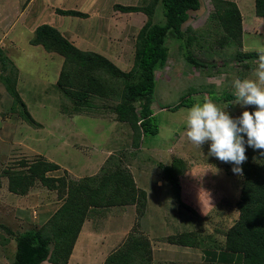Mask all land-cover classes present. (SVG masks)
<instances>
[{
	"label": "rangeland",
	"instance_id": "obj_1",
	"mask_svg": "<svg viewBox=\"0 0 264 264\" xmlns=\"http://www.w3.org/2000/svg\"><path fill=\"white\" fill-rule=\"evenodd\" d=\"M233 1L242 17L240 47L232 42L220 43V27L209 18L213 11L212 0H200L199 9L189 11L183 25V29L193 31L185 35L197 36L188 49L203 66H192L185 60L178 43L174 39L167 41L169 56L165 66L156 72L152 103L159 131L145 137L135 157H130L131 132L127 124L115 121L109 109L114 104L112 100L94 98L91 102L97 110L80 114L65 112L71 103L54 86L62 57L30 44L32 32L28 27L47 23L64 31L73 26L78 37L84 33L86 45L82 50L87 46L100 51L126 71L132 64L135 34L146 15L140 11H118L112 3L141 5L142 0H33L31 3L29 0H0V16L3 17L0 37L1 27L7 30L0 48L13 61L18 72L16 88L31 116L39 123L38 127H32L22 121L11 109V98L0 84V224L12 232L0 227V264H8L12 258V236L36 228L40 224V213L54 212L61 204L54 192L39 182L25 196L6 190L3 169H17L21 159L31 161L39 155L59 165L49 175H64L72 180L96 174L110 155H121L129 163L136 184L146 192L148 205L141 216L127 211L113 221H108L107 217L87 218L82 235L101 233L102 245L107 249L104 252L117 249L122 240L134 232L146 238L147 234L151 238L160 237L155 240L156 245L164 249L178 248L187 256L185 261L171 264H242L240 253L211 247L216 244L211 242V237L221 242L223 232L237 217L235 202L240 192V174L233 172V164H224L208 154L210 142L197 147L185 135L186 111L195 103L212 100L233 118L249 107L235 103L233 81L254 78L257 60L247 66L248 62L238 61V53L264 47V31L262 20L254 11V0ZM56 8L87 12V16L56 14ZM161 11L158 5L153 22H163ZM188 90L192 92L193 104L168 110L167 105L175 103ZM211 91L218 96L225 91L234 98L211 99L214 95ZM142 101L135 106L138 108ZM244 139L246 142V135ZM175 157L186 163V172L179 177L181 199L193 208L194 214L174 202L170 185L161 178L159 163H168ZM24 208L29 209L28 215L19 213ZM182 231L198 234L203 248L176 247L165 242V234ZM3 237L9 240L1 245ZM80 245L81 242L73 254L79 259L82 256Z\"/></svg>",
	"mask_w": 264,
	"mask_h": 264
},
{
	"label": "trees",
	"instance_id": "obj_2",
	"mask_svg": "<svg viewBox=\"0 0 264 264\" xmlns=\"http://www.w3.org/2000/svg\"><path fill=\"white\" fill-rule=\"evenodd\" d=\"M213 11L209 14L220 27V43L232 42L241 46L242 17L233 0H212ZM161 6L164 18L162 23L152 21L157 6ZM200 0H142L141 5L113 4L121 12H143L145 22L137 30L133 40L132 64L126 71L121 70L103 54L93 50H82L65 38L56 27L42 23L33 30L30 44L41 46L46 52L57 53L62 57L61 67L55 88L71 103L65 112L80 114L83 111L97 110L92 105L94 98L109 99L114 102L110 111L115 121L125 123L131 132L130 157L140 148L147 136L158 133L159 126L153 114V93L156 85V72L162 69L169 56L167 41L174 39L183 49L185 60L194 67L204 64L192 57L188 47L197 36L183 29L188 12L199 9ZM62 15L78 17L86 13L73 9L55 10ZM256 16L262 20L264 31V0H254ZM258 59V51L238 53L240 63ZM18 72L12 60L0 48V84L11 98V109L22 121L32 127L39 123L31 116L26 102L20 96L16 85ZM210 91V90H209ZM214 93V95L212 94ZM211 99L231 100L234 96L221 92L218 96L211 91ZM143 100L139 107L136 102ZM193 104L192 92L188 90L178 100L167 105L168 110ZM246 110L254 111L255 106ZM247 160L240 167V192L235 207L237 217L223 232V239L217 242L211 237V247L222 251L238 252L242 264H264V150H254L245 145ZM219 160V159H218ZM121 155L108 156L99 171L94 175L77 180L48 173L59 165L42 155L31 161L21 159L18 168H5L6 188L17 195L27 194L36 182L48 190L56 192L61 204L48 219L33 229H27L12 236L14 252L8 264H68L73 245L88 217L97 219L111 207L134 205L136 214L141 216L146 208V192L136 185L133 175ZM220 161V160H219ZM225 164V162H222ZM161 178L171 187L172 198L180 207L192 214L193 208L181 199L180 175L186 172V163L179 157L168 163H159ZM99 215V216H97ZM10 234L5 225L0 224ZM195 232L182 231L168 235V243L202 249V239ZM2 238V244L8 242ZM103 264H151V249L148 238L130 232L122 244L110 252Z\"/></svg>",
	"mask_w": 264,
	"mask_h": 264
},
{
	"label": "clouds",
	"instance_id": "obj_3",
	"mask_svg": "<svg viewBox=\"0 0 264 264\" xmlns=\"http://www.w3.org/2000/svg\"><path fill=\"white\" fill-rule=\"evenodd\" d=\"M253 77L235 79L233 87L235 103L255 106L254 111L244 110L233 118L212 100H205L193 104L185 116L188 140L197 147L210 142L208 154L233 164L237 174L242 173L240 166L247 160L245 143L254 150H264V47L258 49Z\"/></svg>",
	"mask_w": 264,
	"mask_h": 264
},
{
	"label": "crops",
	"instance_id": "obj_4",
	"mask_svg": "<svg viewBox=\"0 0 264 264\" xmlns=\"http://www.w3.org/2000/svg\"><path fill=\"white\" fill-rule=\"evenodd\" d=\"M32 1L33 0H29L28 3H31ZM16 2H17V0H16ZM112 4H114V3H112ZM25 7H26V4H25L24 8ZM84 13H86V15H87V12H84ZM56 14H58V13H56ZM80 18H82V17H80ZM2 22H3V17L0 16V23H2ZM35 27H31V28L28 27L29 31H31L32 34H33V30H34ZM1 29H2L1 30V35L3 36V35H5V33H7V30H5L6 27H4V26L1 27ZM73 30H74V28H73V26H71L69 28V30H67V29L64 30V31L61 30L60 32L73 45H75L79 49H82V47L84 45H86V42L84 41V36H83L84 33L80 37H78L77 35H75V32H73ZM2 36L0 37V46H3ZM94 36L96 38H98V35L94 34ZM84 50H94V49L93 48H89V47L86 46V48H84ZM96 52H100V51L96 50ZM6 190H7V188H6ZM27 194H25V195H27ZM53 194H55V192ZM25 195H19V196H25ZM57 200L61 201L59 199H57ZM154 203H155V200H154ZM147 205L148 204H147V197H146V208H147ZM146 208H145V212H146ZM127 211L132 212L134 214V216H135L136 211H135L134 205H125V206H122V207H118V206L111 207V208L105 210L104 214H100V215H101V217H107L108 221L109 220L113 221V220L120 219L121 216H122V213L127 212ZM19 213L20 214L22 213L25 216V215H28L30 212H29L28 208H24V209H20ZM51 213L52 212L49 213L48 211L44 212V213H40L39 214L40 224L44 223L48 219V217L51 215ZM97 216H99V215H97ZM37 217H38V215H37ZM85 222H86V220H85ZM85 222L83 223V225L81 227V230H80V232H79V234H78V236L76 238V241H75L74 246L72 248L71 254H70L69 258H68V264H103V262H104L105 258L107 257V255L110 252L114 251V249H112V250L110 249V250H108V252H104V250H107V249H106V247L104 245H102L103 244V241L101 240L102 234L99 233V232L95 231V233H92L89 236L87 234L82 235V232H83L82 229H83V226H84ZM164 236L167 237L168 234H165ZM151 237H152L151 235L147 234V238H148V240L150 242V249H151V264H171V263H174V262H179V261H185L186 260L187 256H185L184 252L181 253L180 249H178V248H175V249L165 248L164 249L160 245H156L154 243L155 240L160 239V237H157V236H155L154 238H151ZM120 239H121V236H120ZM123 240H122V242H123ZM12 242L14 244L13 239H12ZM79 242H81V245L79 247V252L82 255L80 259L79 258H75V256L73 255L74 254V250L77 247V245L79 244ZM165 242H167V241L165 240ZM172 245H175L176 247L180 246V247L195 249L194 247L181 246V245H177V244H172ZM97 254H99V255L96 256ZM72 261H74V263ZM40 264H51V263L49 261L45 260V261L41 262Z\"/></svg>",
	"mask_w": 264,
	"mask_h": 264
}]
</instances>
